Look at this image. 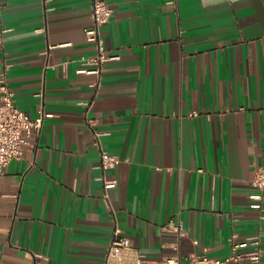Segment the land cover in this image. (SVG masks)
I'll return each mask as SVG.
<instances>
[{
	"label": "crops",
	"instance_id": "0c3cea01",
	"mask_svg": "<svg viewBox=\"0 0 264 264\" xmlns=\"http://www.w3.org/2000/svg\"><path fill=\"white\" fill-rule=\"evenodd\" d=\"M107 2L103 34L121 57L97 88L78 71L98 52L94 0H0V78L21 109L53 113L5 168L0 264H107L117 223L147 264L226 257L233 238L259 236L264 250V207L251 204L264 169V0ZM103 149L120 162L102 168ZM104 177L118 180L112 206Z\"/></svg>",
	"mask_w": 264,
	"mask_h": 264
},
{
	"label": "built area",
	"instance_id": "2783aa9c",
	"mask_svg": "<svg viewBox=\"0 0 264 264\" xmlns=\"http://www.w3.org/2000/svg\"><path fill=\"white\" fill-rule=\"evenodd\" d=\"M114 9L107 0H94L92 16L94 25L86 29L89 40L96 42L98 52L94 56H84L81 58L83 66L78 69L79 72L94 73L97 80L93 83L95 87L100 88L103 82V76L106 71V63L110 60L119 59V54H113L108 51L106 38L103 34L102 26L110 21ZM69 62H65L68 66ZM0 183L5 173V168L16 158H21L24 154V146L29 142L34 130H40L44 124L45 118L52 116V112H47L44 108L40 114L33 116L31 113L21 109L16 102V91L9 85L5 75L0 78ZM88 108L91 102L86 103ZM195 113H198L197 111ZM94 121L91 119V123ZM99 140L103 135L102 131H97ZM120 162L117 154L111 153L106 149L102 150V159L100 166L105 170L116 166ZM106 198L110 206L111 198L108 190L118 184L116 178L110 179L104 177ZM254 183L261 188L259 193L252 194L254 207H264V169L260 168L254 178ZM115 213V212H114ZM117 218V216H116ZM182 235L187 232L182 225L172 224ZM259 236H251L244 240H232V251L226 257H213L208 254L194 253L186 258L194 264H260L263 260L264 250L260 246ZM255 245L250 248V245ZM183 257H168L163 264H181ZM148 259L144 253L139 251L134 245L131 237L123 234V229L117 223L113 237L108 248L107 264H147Z\"/></svg>",
	"mask_w": 264,
	"mask_h": 264
}]
</instances>
